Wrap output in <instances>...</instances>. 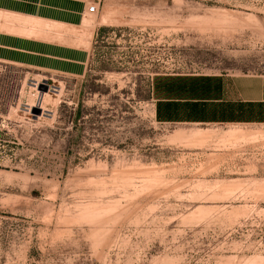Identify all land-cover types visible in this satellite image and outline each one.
Returning <instances> with one entry per match:
<instances>
[{
  "label": "rangeland",
  "instance_id": "obj_1",
  "mask_svg": "<svg viewBox=\"0 0 264 264\" xmlns=\"http://www.w3.org/2000/svg\"><path fill=\"white\" fill-rule=\"evenodd\" d=\"M82 5L75 26L0 13V264H264V124L156 103L171 79L264 77V0Z\"/></svg>",
  "mask_w": 264,
  "mask_h": 264
},
{
  "label": "crops",
  "instance_id": "obj_2",
  "mask_svg": "<svg viewBox=\"0 0 264 264\" xmlns=\"http://www.w3.org/2000/svg\"><path fill=\"white\" fill-rule=\"evenodd\" d=\"M83 0H0V13L17 20L36 22L42 29L51 26L77 24ZM81 4L79 9L76 5ZM71 5V6H69ZM75 5V6H72ZM20 27V26H19ZM77 27V25H76ZM18 33L30 34L20 27ZM41 33V32H40ZM36 33L37 35H41ZM44 35V31H42ZM8 34H1V37ZM1 40L2 49L43 54V41L22 37ZM93 36V33H92ZM38 37V36H37ZM9 38V37H8ZM30 40V41H27ZM21 47V48H20ZM167 93L156 89L157 114L161 123H194L199 125L264 124V77L249 78L231 75H207L203 77L171 79ZM176 81L179 82L176 86ZM167 115H161V109Z\"/></svg>",
  "mask_w": 264,
  "mask_h": 264
},
{
  "label": "built area",
  "instance_id": "obj_3",
  "mask_svg": "<svg viewBox=\"0 0 264 264\" xmlns=\"http://www.w3.org/2000/svg\"><path fill=\"white\" fill-rule=\"evenodd\" d=\"M88 13L90 14H95L97 12V7L96 5H90L87 9Z\"/></svg>",
  "mask_w": 264,
  "mask_h": 264
},
{
  "label": "bare ground",
  "instance_id": "obj_4",
  "mask_svg": "<svg viewBox=\"0 0 264 264\" xmlns=\"http://www.w3.org/2000/svg\"><path fill=\"white\" fill-rule=\"evenodd\" d=\"M241 129V128H240ZM234 184V183H233ZM227 194V193H226Z\"/></svg>",
  "mask_w": 264,
  "mask_h": 264
}]
</instances>
